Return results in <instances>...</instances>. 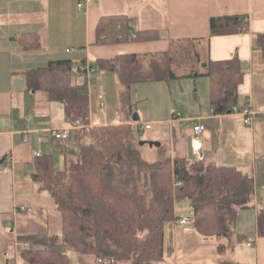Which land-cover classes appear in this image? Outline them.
Returning a JSON list of instances; mask_svg holds the SVG:
<instances>
[{
  "label": "crops",
  "instance_id": "1",
  "mask_svg": "<svg viewBox=\"0 0 264 264\" xmlns=\"http://www.w3.org/2000/svg\"><path fill=\"white\" fill-rule=\"evenodd\" d=\"M112 14L130 17L133 27L145 32L144 37L95 43L99 17ZM223 14L245 16L246 29L210 35V17ZM259 32H264V0H0V264L11 259L14 264H26L19 256L23 242L41 246L61 232L60 212L32 178L35 152L48 154L54 168L65 169L78 161V148L85 142L76 132L78 128H71L65 140L54 137L52 129L68 122L63 104L47 100L41 90L29 89L22 72L53 59L70 58L73 67L119 53L160 51L167 48L170 38L179 37L199 38L202 59L236 54L244 65L237 105L249 102L259 114L245 124L241 114L212 113L209 100L199 101L196 110L185 109L180 103L169 116L155 120L164 128L159 126L146 138L160 143L167 139V145L162 144L172 156L234 166L253 177L252 205L238 209L233 225L234 240H244L253 249V258L246 246V255L236 252L234 243L226 257L242 264H264V236L257 233L255 225L256 214L264 207V60L256 53L255 43ZM92 73L91 82L101 84L106 81L102 77L111 80L113 72L95 68ZM87 89L88 122L95 125L89 85ZM99 89L97 111L105 115L104 85ZM117 105L118 101L115 111ZM116 115L113 123L119 120L117 111ZM27 116L32 120L27 122ZM195 122L204 125L200 134L192 131ZM144 123L150 121L140 124ZM192 213L189 199L174 201L175 218L164 226V264H218L216 239L204 238L194 229ZM181 217L186 221L180 222ZM69 264L103 263L90 255L79 262L78 256L70 253Z\"/></svg>",
  "mask_w": 264,
  "mask_h": 264
},
{
  "label": "trees",
  "instance_id": "2",
  "mask_svg": "<svg viewBox=\"0 0 264 264\" xmlns=\"http://www.w3.org/2000/svg\"><path fill=\"white\" fill-rule=\"evenodd\" d=\"M246 24L245 16L239 14L211 16L209 31L210 35L232 33L246 29ZM143 35L128 16L102 15L95 43ZM255 43L256 53L264 60V32L255 34ZM72 64L70 58L53 59L22 73L29 89L61 102L68 119L88 122V84L73 72ZM90 64L117 75L119 120L91 125L88 142L78 148V161L65 169L54 168L48 154L37 156L32 178L60 212L61 232L44 245L21 248L20 258L26 264H69L70 253H75L79 262L84 255L108 264L162 261L164 226L175 218L174 201L186 198L194 229L217 241L218 264H242L224 254L233 247L238 209L252 205L253 177L234 166L172 156L162 143L154 146L151 158L146 157V144H138L139 124L131 119L134 103L130 99L133 84L203 74L208 79L211 112H229L237 105L244 74L239 57L202 59L199 38L179 37L170 38L164 50L119 53ZM255 225L264 236V207L257 212Z\"/></svg>",
  "mask_w": 264,
  "mask_h": 264
},
{
  "label": "rangeland",
  "instance_id": "3",
  "mask_svg": "<svg viewBox=\"0 0 264 264\" xmlns=\"http://www.w3.org/2000/svg\"><path fill=\"white\" fill-rule=\"evenodd\" d=\"M76 73L75 71H73ZM93 74V73H92ZM91 74V77H92ZM108 77H102V80H106L105 83L101 84H93V81L89 82V106H90V115L95 121V125H105L102 124V121H105L106 124L113 123L117 121V115L114 108V104L118 101V91H119V81L117 75L115 73L109 74ZM104 85V98L107 103L106 105V114L101 115L97 111L98 106V93L100 91L99 86ZM208 98V87H207V78L203 74H199L196 76H183L176 79H171L168 81H147V82H139L133 84L130 90V99L134 103V112L139 115V129L137 131V135L141 139L154 140L148 137L154 130H156L159 126L164 128V124L157 123L155 120L162 119L166 115L169 116L172 108L175 106H180V103L183 105L185 109L188 110H196L199 108V104L203 101L206 102ZM197 101V102H196ZM201 101V102H199ZM145 120L150 121L151 128H144L142 122ZM141 121V122H140ZM159 121V120H158ZM76 132L84 137L85 142H88L89 137L88 133L83 129H78ZM163 144L167 145V139L162 140ZM154 146L150 147L147 144L144 147V154L146 157L151 158L154 153ZM233 232V230H232ZM235 249L237 251H241V253L246 255V246L247 250L251 251L250 256L253 258V249L244 244V240H238L235 237L234 240ZM237 244H244L243 246H239ZM239 247V248H238ZM228 256L227 253L224 254V257ZM227 258V257H226ZM108 264V263H103ZM118 264H131L129 261H121ZM153 264H164L161 261L153 262Z\"/></svg>",
  "mask_w": 264,
  "mask_h": 264
},
{
  "label": "built area",
  "instance_id": "4",
  "mask_svg": "<svg viewBox=\"0 0 264 264\" xmlns=\"http://www.w3.org/2000/svg\"><path fill=\"white\" fill-rule=\"evenodd\" d=\"M72 48H69L67 50H71ZM94 67L90 64V62L85 61L82 63H78L72 67V70L76 73L81 74L80 79H83L86 81L87 84L90 82L91 73L94 71ZM99 98H102V94L99 95ZM101 105H103V102H101ZM101 110V109H100ZM229 113H238L243 116V121L245 124H250L252 122V119L254 116L259 114V112L253 110L251 106L249 105V102H246L243 106H238L236 104H233L229 110ZM175 114L178 116L180 115L179 111L176 110ZM264 116V112L262 113ZM27 122L32 120V116H27L25 119ZM144 128H148L150 126L149 123L142 124ZM91 127V124L89 122H81L79 119H68L67 125L56 127L52 129V133L55 138L60 140H65L70 132L71 128H78L83 129L84 131L88 132ZM204 130V125L200 122H195L192 126V131L195 134H200ZM25 139H27L26 136H24ZM39 152H35V156H39ZM177 185L180 184V181L176 182ZM21 209H24L23 206L20 207ZM180 222H185L186 219L184 217H181L179 219ZM27 242H23L21 244L22 248L28 247ZM8 264H14L13 259H11Z\"/></svg>",
  "mask_w": 264,
  "mask_h": 264
},
{
  "label": "water",
  "instance_id": "5",
  "mask_svg": "<svg viewBox=\"0 0 264 264\" xmlns=\"http://www.w3.org/2000/svg\"><path fill=\"white\" fill-rule=\"evenodd\" d=\"M138 114L136 112H133L131 115V119L133 121H138ZM138 144L142 145V144H147L148 146L152 147V146H159L160 145V141L159 140H147V139H140L138 141Z\"/></svg>",
  "mask_w": 264,
  "mask_h": 264
}]
</instances>
